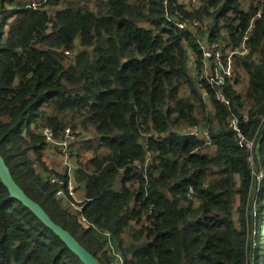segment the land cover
Segmentation results:
<instances>
[{"label": "trees", "instance_id": "trees-1", "mask_svg": "<svg viewBox=\"0 0 264 264\" xmlns=\"http://www.w3.org/2000/svg\"><path fill=\"white\" fill-rule=\"evenodd\" d=\"M164 1L0 0V155L100 264H264V0ZM176 20L208 21L222 64L251 29L224 84L205 79L204 41ZM68 128L91 134L82 211L51 181L68 168L44 161L58 150L45 132ZM0 264H83L1 179Z\"/></svg>", "mask_w": 264, "mask_h": 264}, {"label": "built area", "instance_id": "built-area-1", "mask_svg": "<svg viewBox=\"0 0 264 264\" xmlns=\"http://www.w3.org/2000/svg\"><path fill=\"white\" fill-rule=\"evenodd\" d=\"M177 3H180L181 5H186L189 8L194 7L197 2L199 0H176ZM164 4L167 7L168 4V0L164 1ZM178 27L180 29H189L190 27H195L199 25V22L194 20V21H178ZM253 26V23L251 25V27ZM192 31V29H189ZM251 29L248 30V32L245 34V38L242 41V43L240 44L239 48L237 49L236 52H233L231 54H229L228 56V61L227 63H223L221 62V54L220 51L218 49L217 44L214 43H209V42H202L201 43V50L203 53V61H204V69H203V74L205 76V79L209 82V84L214 87L216 85H222L225 83V78L223 77L224 75H226L228 78L232 77L233 75V57L235 54H244L246 53V41L249 38V33H250ZM212 60L214 62H216L218 65L214 68V70H211L212 67V63L209 62V60ZM220 66H222V68L224 67V70L221 72V78L223 79V82H220V79H218L217 73H216V69H218ZM210 70V73L208 74L207 71ZM218 81V82H217ZM203 90V89H202ZM217 92V91H216ZM205 95L207 93H204ZM218 95L221 99V101H224V98L222 97L221 93L218 92ZM230 126L232 127V129L236 132L237 134V138H238V145L241 148H246L251 152H254L256 149V143L248 141L245 139V137L243 136V133L241 131V128L238 125L237 120H232L230 123ZM46 138L47 141L49 142V146L51 149H58L56 151H60L64 154V165L68 168V174H69V180L67 182V184L63 183L60 179L53 177V179L51 180L52 183H58L60 185H64L63 187L59 188L58 192L56 193L57 196L67 199L70 203V206L72 208H74L75 210H79L82 211L81 206H79L80 203L77 202L76 200V196H77V184L75 182V173L77 171V169L79 168V166L77 165V161L71 163L68 160L74 156L77 155L78 153V145H77V139L76 137L73 135V132L71 130V128L66 129L63 137L60 138H56L54 136V134L51 131H46ZM193 135L195 136H207V133L204 132L201 129H193L191 132ZM66 160V161H65ZM261 177V176H260ZM260 177L258 176V180H260ZM81 220L83 223L87 224V219L85 218V216L83 215L81 217ZM105 235L107 236L108 234L105 233ZM109 236V235H108ZM111 245V243H110ZM112 251L114 252L115 249ZM119 264H124V260L120 259Z\"/></svg>", "mask_w": 264, "mask_h": 264}, {"label": "water", "instance_id": "water-1", "mask_svg": "<svg viewBox=\"0 0 264 264\" xmlns=\"http://www.w3.org/2000/svg\"><path fill=\"white\" fill-rule=\"evenodd\" d=\"M0 179L8 188L12 198L21 201L29 208L49 229H51L66 246L81 260L83 264H100L99 261L88 252L68 231L51 220L43 208L32 199L14 181L5 160L0 155Z\"/></svg>", "mask_w": 264, "mask_h": 264}, {"label": "rangeland", "instance_id": "rangeland-1", "mask_svg": "<svg viewBox=\"0 0 264 264\" xmlns=\"http://www.w3.org/2000/svg\"><path fill=\"white\" fill-rule=\"evenodd\" d=\"M35 2H37V0H34ZM39 1V0H38ZM196 6V5H195ZM202 25L201 26H195V27H190L189 29H192V31L194 33L197 34V36L200 38V40L204 41L206 40V36L204 35L206 32L205 30L207 29V26H208V21H204L203 23H201ZM194 69L195 67L192 65L191 66V73L195 76L196 73L194 72ZM224 70V67L222 68V66H220L218 69H216V73H217V76H218V79H220V82L222 83L223 82V79L221 78V72ZM207 73L209 74L210 73V70L207 71ZM239 75H240V84L236 87L237 91H239V93H244L246 91V88L248 86V80H247V77L239 72ZM204 76V74H203ZM205 77V76H204ZM73 132V135L76 137V139L78 140L77 141V145H78V153L76 156H74L75 158L71 157L68 161L73 163L75 161H77V165L78 166H85L86 162L92 157V154L91 153H85L84 155L83 154H79V149L81 147V143L83 141V139H89L91 138V134L90 133H87V132H83L82 130H72ZM53 156L55 157V163H53L52 161H50V159H48L47 157L45 158L44 157V161H46L47 164L50 165V167H53L55 166L57 168V166L59 168H62V162L64 163V154L60 151H53ZM66 161V160H65ZM57 165V166H56ZM79 193V192H78ZM79 195V196H78ZM76 196V200L78 203H83L84 201V198H85V192H84V196L80 197V193ZM239 205V202L237 200L236 202V205L235 207L237 208ZM255 236H256V228L254 226V229L252 231V247L254 248L256 245L255 243Z\"/></svg>", "mask_w": 264, "mask_h": 264}, {"label": "crops", "instance_id": "crops-1", "mask_svg": "<svg viewBox=\"0 0 264 264\" xmlns=\"http://www.w3.org/2000/svg\"><path fill=\"white\" fill-rule=\"evenodd\" d=\"M50 153V155H49V157L48 156H45V158L47 157L48 159H50V161H52V160H55V157L53 156V151H50L49 152ZM53 163H55L56 164V162L55 161H52ZM62 169H63V167H64V163L62 162ZM49 165V164H48ZM50 166V165H49ZM57 166V165H56ZM51 169H53V170H61V168H59L58 166H57V168L55 167V166H53V167H50ZM80 193V197H82V196H84V192H85V190H84V187L82 186V185H78L77 186V195ZM79 196V195H78Z\"/></svg>", "mask_w": 264, "mask_h": 264}]
</instances>
